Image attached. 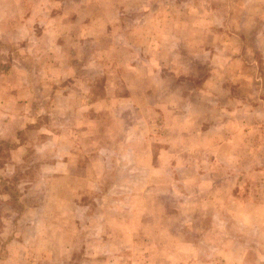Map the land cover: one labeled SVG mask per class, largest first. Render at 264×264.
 <instances>
[{
	"label": "rangeland",
	"instance_id": "obj_1",
	"mask_svg": "<svg viewBox=\"0 0 264 264\" xmlns=\"http://www.w3.org/2000/svg\"><path fill=\"white\" fill-rule=\"evenodd\" d=\"M44 5L45 2L33 9ZM243 6L244 10L251 14L245 22L249 25L247 34L244 31H241V34L236 32L237 40H232L233 36H222V39H219L218 42L222 41L228 52L225 58L227 52L223 50V57L218 58L222 60L221 63L213 59L214 49L211 58L202 55V58H199L202 59L201 62L194 60V54L197 53L190 55L187 50H184L185 59H177L185 65L187 61H191V72L196 71L200 75L206 71L198 66L199 63L215 69L222 67V70L219 69L218 73H215L220 77L222 84L215 88V91H211V94L219 96L218 98L211 100L214 96L206 97L203 94L202 97H186L189 88L198 86L199 83H181L178 92L186 97V100L175 97L163 101L177 102L175 107L180 112L179 118L183 117L182 110L191 108L190 120L185 123L181 121L183 118L170 120L169 114L166 115L165 122L162 116L160 119L159 116L151 115L147 131L142 126L139 129L135 127V130L128 126L122 131L116 118L110 117L113 119L110 136L115 138L110 139L114 141V152L110 154L115 160L119 157L117 162H120V167L109 163L107 172L96 185L97 193L76 199L75 202L84 206L77 211V227L72 226L68 219L69 216L75 215L59 204L62 202L65 206L72 205L73 192L82 188L83 184L68 179L30 178L35 170L34 150L30 149L32 153L28 155V174L25 173L26 165L15 164L12 179L8 181L0 177V191L3 193L0 195V264H264V102L259 100L260 89L264 91V75L255 71L253 78L256 81H251L250 87L253 92L245 98L243 92L248 91L249 84L242 83L241 79L247 74V69L242 64L239 65L241 62L228 68L230 59L235 57L229 53V49L239 54L241 59H256L261 65L264 7H257L255 3H243ZM215 8L219 9L214 6L213 11L208 9L207 13L220 19L222 11ZM223 18L227 20L222 29L225 31L223 33L230 31L233 35L231 16L227 19V13L223 11ZM104 21L107 26L113 24L108 19ZM114 31L118 32L119 43L129 46L132 44L128 42L134 43L145 36L135 33L131 35L124 27L120 29L118 24L115 25ZM29 32V35H25L27 41L17 42L12 47L14 50H22L24 60L36 62L39 56L32 48L37 45H31L35 43L31 40L39 34L40 29L32 28ZM102 40L101 47L104 46ZM200 40L198 43L196 39L197 44H211L208 37ZM75 42L70 43L67 40V50L60 60L64 66H57V72L54 66L51 67L55 61L51 59L50 53H46L42 58L46 67L31 63L30 69L36 76L32 75V79L39 80V75L43 73L47 74L48 78L74 73V66H66L67 63L69 64L70 60L73 63L79 62L78 59L84 55L82 44ZM247 46L253 50H246ZM100 54L101 50L95 45V52L91 50V55L97 56L95 60L101 61ZM124 54L125 51H117L115 55L105 59L112 60L113 57L118 60ZM160 58L165 60L167 56L164 54ZM261 67L258 68L262 71ZM77 70L79 75L84 72L79 66ZM259 78H263V82ZM96 81L90 84V88L98 92L101 83ZM76 86L73 88L67 84L69 90H81L78 92L77 105L91 102L93 97L80 96L85 90ZM239 86L242 88L239 89ZM33 87L37 90V81H33ZM62 89L66 87L63 86ZM36 100H31L33 112H30V115L42 124L52 123V106L66 110L73 108L70 102L66 103L64 99L57 98L51 100L55 101L52 104L43 105V109H37ZM71 102L74 104V100ZM92 106L95 107L96 104ZM168 106L169 104H163L162 108ZM234 106L237 113H232V116H219L215 111L225 107L233 109ZM207 109L208 113L199 114V111ZM16 111L15 109V113ZM123 117L129 120L131 116ZM98 118L95 120L98 125H95L101 128L102 119H105L100 116ZM197 119L205 126L222 123L221 127L224 129L219 132H207L199 138ZM0 121L3 122V118ZM122 125L124 126L123 123ZM172 125L174 128L170 130ZM62 133L65 136L70 132ZM24 135L25 132L18 131L17 139L24 141L27 139ZM147 136L153 137L148 142L158 160L153 164L145 162L142 154L133 152L141 143H147ZM62 140L65 142L69 139L62 137ZM219 141L226 142L220 146ZM9 149L8 143L0 141V166L4 165L8 158ZM134 154L140 157V161H137L138 168L133 167L135 163L131 162ZM42 157L41 163L51 160L48 154ZM131 167L135 169L128 171ZM153 174H157V178L149 177ZM21 190L23 191L20 192ZM41 193L44 194L47 206L41 212V224L26 225L21 221H25L27 217L22 216L28 213L30 218L35 217L32 209L41 199ZM58 205L65 213V218L60 220L64 226L60 228L51 226L52 222H55V215L50 207L55 208ZM87 205L88 209L85 210ZM60 211L59 209V214ZM45 240L51 241L45 243ZM39 251L44 252L47 257L40 259Z\"/></svg>",
	"mask_w": 264,
	"mask_h": 264
},
{
	"label": "crops",
	"instance_id": "obj_2",
	"mask_svg": "<svg viewBox=\"0 0 264 264\" xmlns=\"http://www.w3.org/2000/svg\"><path fill=\"white\" fill-rule=\"evenodd\" d=\"M43 1L45 2L43 7L33 9L35 6H41ZM243 3H255L257 7H264V0H0V119L3 118V122L0 121V141L10 145L8 158L4 165L0 166V177L8 181L12 179L15 164L26 165L25 173L28 174V155L30 156L34 150L36 163L33 167L34 173L30 178L34 180L68 179L83 184L82 188L73 192L72 205L65 206L62 202L59 204L69 210L70 214L75 215L69 216L68 219L72 226L77 227L79 224L77 211L84 206L75 202L76 199L79 196H90L97 193L96 185L107 172L109 163L120 167V162H117L119 157L115 160L110 154L114 152V141L110 139L115 140L110 136L109 131L112 120L116 118L122 131L128 126L133 127L134 130L135 127L139 129L142 126L147 131L151 115L159 116L160 119L162 116L164 122L167 114L170 120L183 118L182 123L189 121L191 108L186 111L182 110L183 117L179 118L180 112L175 107L177 102L168 103L163 100L180 97L184 98L182 101H185L190 95L202 97V94L206 97L214 96L215 94H211V91H215V88L222 84L220 77L215 73L223 68L215 69L207 64L199 63L198 66L206 71L200 75L196 71L191 72V61H187L185 65L177 59L180 60L181 57L185 59L184 50H187L191 53L190 55L197 53L198 55L194 54V60L201 62L202 59L199 58H202V55L211 58L210 55L214 49L213 59L221 63L222 60L218 58L223 57V50L227 52V48L222 41L218 42L219 39L221 40L222 36L226 38L233 36L232 40H237L236 32L241 34V31H244L247 34L249 25L245 22L251 14L244 10ZM214 6L219 8L215 9L222 11L220 19L207 13L208 9L213 11ZM223 11L227 13V19L231 16L234 26L233 35L230 31L227 34L222 31L227 21L223 18ZM106 19L113 22L112 26L106 25L104 21ZM262 23L264 27V22ZM116 24L120 29L124 27L131 35L135 33L145 36L138 41L135 40V44L128 42L132 44L130 46L126 43H119L118 32L114 31ZM40 25H42L41 28H38ZM67 27H70L68 31ZM32 28L40 29L39 34L31 40L35 42L31 45H37L32 48L39 56L36 62L34 60L31 62L30 59L24 60L22 50L20 48L14 50L12 47L17 42L27 41L25 35H29V29ZM262 36L261 43L264 40V32ZM207 37L210 38L211 44L208 46L197 44L196 39L199 43L200 39ZM101 39L104 40L102 47L100 46ZM67 40L70 43L80 42L83 48L84 55L82 54V58L78 59L79 62L73 63L70 60V63L66 65L74 66V73L64 76L57 75L56 78H48V75L43 73L39 75V80L32 79V75L36 76L30 69L31 63L46 67L45 60L42 59L46 53H50L51 59L55 61L50 64L51 67L54 66L56 72L57 66L61 68L64 66L60 60L67 50ZM95 45L101 50V61L95 60L98 57L91 55V50L95 52ZM69 50L71 52V49ZM246 50L252 51L253 49L247 46ZM260 50L263 56L261 65L256 59L250 60L248 57L241 59L239 54L229 49V53L235 57L230 59L228 68L241 62L239 65L242 64L247 69V74L245 73L246 75L241 79L242 83L249 84L248 91L243 92L245 98L253 92L250 91V87L251 81H256L253 78L255 71L258 74L262 72L264 75L263 43ZM117 51H125L124 56L119 57L118 60L113 57L112 60L105 59L107 56L115 55ZM164 54L167 56L165 60L160 58ZM227 56L228 52L225 58ZM77 66L84 70L80 75ZM258 67H261L262 71ZM97 79L101 86L98 92L94 89L96 92L94 96L95 92L93 88H90V84ZM259 79L263 82V78ZM33 81H37V90L33 87ZM195 81H198L199 85L189 88L186 97L181 93L179 95L178 90L181 89V83L194 85ZM67 84L72 85L73 88L76 85V87L84 88V94L80 96L85 95L93 99L90 98L89 103L77 105L78 92L81 90L78 88L69 90ZM63 86L66 89L63 90ZM241 88L242 86H239V89ZM261 90L263 89H260L261 98L259 100L264 102V91ZM218 97L214 96L211 100ZM57 98L64 99L66 103L70 102L73 108H67V110L63 108V110L52 106V113L54 111L52 123L42 124L32 118L33 115H30V112H33L31 100L37 99V109H43V105L52 104L55 101L51 100ZM73 100L74 104L71 102ZM94 103L95 107L92 106ZM163 104H169V106L163 109ZM226 109V107L225 109L219 108L215 111L219 116L224 114L232 116V113H237L236 106L233 109ZM204 113H208V109L199 111V114ZM125 115H130L131 120H125L123 117ZM98 116L105 119V121L102 119L101 128L96 126L98 124L95 120ZM111 116L113 119L110 118ZM197 123L199 138L207 132H219L224 129L221 127L222 123L205 126L198 119ZM20 124L22 125L19 126ZM173 128V125L170 126V130ZM18 131L25 132L24 136L27 139L20 142L17 139ZM47 131L51 133L47 134ZM63 131L70 133L64 136ZM62 137L69 140L64 142ZM152 138L147 136V143H141L137 146L138 149L133 151L135 154H142L145 162L149 164L158 161L148 142ZM225 142L219 141L220 144H218L221 146ZM47 154L51 156V160L41 163L42 156ZM135 154L132 155L131 162L135 163L133 167L138 168L137 161H140V157ZM133 167L128 171L134 170ZM149 177L157 178V174ZM0 195H3L1 191ZM35 205L32 209L36 214L35 217L30 218L27 213L22 216L27 218L21 222L34 226L41 224V212L47 207L44 194L41 193V199ZM59 205L55 208L50 207L55 215L52 227L64 226L60 220L65 218V213ZM87 209L88 205L85 206V210ZM46 241L51 240H45V243ZM43 253L38 252L40 259L47 257Z\"/></svg>",
	"mask_w": 264,
	"mask_h": 264
}]
</instances>
